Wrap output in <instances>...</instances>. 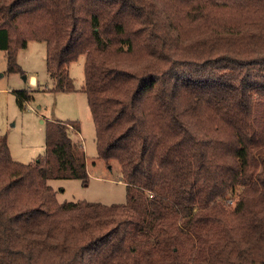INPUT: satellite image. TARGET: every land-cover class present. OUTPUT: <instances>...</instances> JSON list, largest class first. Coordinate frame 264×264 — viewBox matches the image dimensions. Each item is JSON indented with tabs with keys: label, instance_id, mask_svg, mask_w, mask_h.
Listing matches in <instances>:
<instances>
[{
	"label": "trees",
	"instance_id": "16d2710c",
	"mask_svg": "<svg viewBox=\"0 0 264 264\" xmlns=\"http://www.w3.org/2000/svg\"><path fill=\"white\" fill-rule=\"evenodd\" d=\"M29 40L53 91L86 56L98 157L127 201L59 202L49 180L89 182L78 121H47L29 163L0 135V264H264V0H0L7 73Z\"/></svg>",
	"mask_w": 264,
	"mask_h": 264
},
{
	"label": "rangeland",
	"instance_id": "374dc122",
	"mask_svg": "<svg viewBox=\"0 0 264 264\" xmlns=\"http://www.w3.org/2000/svg\"><path fill=\"white\" fill-rule=\"evenodd\" d=\"M46 50L45 42L29 40L17 56L23 74L6 72V52L0 50V135L7 136L15 160L29 163L45 154L47 121H78L81 130L72 136L84 146L89 182L84 185L80 179H52L49 185L59 202L125 203L127 192L121 164L115 159L105 161L98 157L95 128L84 92L86 56L81 55L67 67L73 89L53 91L54 83L46 68ZM32 75L37 85L31 82ZM24 89L31 90L32 100L21 110L14 91Z\"/></svg>",
	"mask_w": 264,
	"mask_h": 264
},
{
	"label": "crops",
	"instance_id": "0c3cea01",
	"mask_svg": "<svg viewBox=\"0 0 264 264\" xmlns=\"http://www.w3.org/2000/svg\"><path fill=\"white\" fill-rule=\"evenodd\" d=\"M31 82L33 83V85H37V79L34 75L31 76Z\"/></svg>",
	"mask_w": 264,
	"mask_h": 264
}]
</instances>
